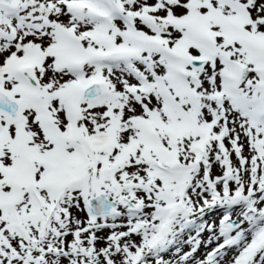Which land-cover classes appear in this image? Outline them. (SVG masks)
<instances>
[{
	"label": "snow or ice",
	"instance_id": "6c2138e0",
	"mask_svg": "<svg viewBox=\"0 0 264 264\" xmlns=\"http://www.w3.org/2000/svg\"><path fill=\"white\" fill-rule=\"evenodd\" d=\"M0 264H264V0H0Z\"/></svg>",
	"mask_w": 264,
	"mask_h": 264
}]
</instances>
